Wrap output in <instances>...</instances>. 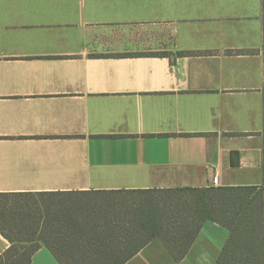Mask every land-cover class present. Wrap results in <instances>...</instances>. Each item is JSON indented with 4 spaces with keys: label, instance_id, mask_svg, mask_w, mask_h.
I'll use <instances>...</instances> for the list:
<instances>
[{
    "label": "crops",
    "instance_id": "crops-1",
    "mask_svg": "<svg viewBox=\"0 0 264 264\" xmlns=\"http://www.w3.org/2000/svg\"><path fill=\"white\" fill-rule=\"evenodd\" d=\"M263 44V0H0V193L264 184ZM228 237L124 264H216Z\"/></svg>",
    "mask_w": 264,
    "mask_h": 264
},
{
    "label": "trees",
    "instance_id": "trees-1",
    "mask_svg": "<svg viewBox=\"0 0 264 264\" xmlns=\"http://www.w3.org/2000/svg\"><path fill=\"white\" fill-rule=\"evenodd\" d=\"M207 219L229 230L216 264H264V184L0 193V264L43 245L61 264H124L154 237L180 260Z\"/></svg>",
    "mask_w": 264,
    "mask_h": 264
},
{
    "label": "water",
    "instance_id": "water-1",
    "mask_svg": "<svg viewBox=\"0 0 264 264\" xmlns=\"http://www.w3.org/2000/svg\"><path fill=\"white\" fill-rule=\"evenodd\" d=\"M231 165L237 167L239 165V153L237 151H231Z\"/></svg>",
    "mask_w": 264,
    "mask_h": 264
},
{
    "label": "built area",
    "instance_id": "built-area-1",
    "mask_svg": "<svg viewBox=\"0 0 264 264\" xmlns=\"http://www.w3.org/2000/svg\"><path fill=\"white\" fill-rule=\"evenodd\" d=\"M214 182H215L216 184L218 183V178H217V177L214 178Z\"/></svg>",
    "mask_w": 264,
    "mask_h": 264
}]
</instances>
